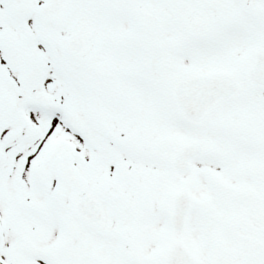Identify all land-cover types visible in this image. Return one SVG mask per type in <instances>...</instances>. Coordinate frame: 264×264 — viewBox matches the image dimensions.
<instances>
[{
	"label": "snow or ice",
	"instance_id": "snow-or-ice-1",
	"mask_svg": "<svg viewBox=\"0 0 264 264\" xmlns=\"http://www.w3.org/2000/svg\"><path fill=\"white\" fill-rule=\"evenodd\" d=\"M0 264H264V0H0Z\"/></svg>",
	"mask_w": 264,
	"mask_h": 264
}]
</instances>
